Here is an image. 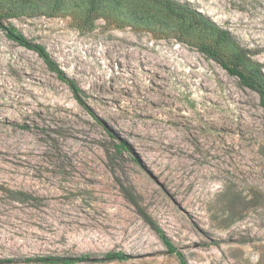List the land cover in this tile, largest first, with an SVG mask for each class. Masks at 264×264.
<instances>
[{"label":"rangeland","instance_id":"1","mask_svg":"<svg viewBox=\"0 0 264 264\" xmlns=\"http://www.w3.org/2000/svg\"><path fill=\"white\" fill-rule=\"evenodd\" d=\"M177 1L234 43L159 9L150 24L114 3L93 13L84 0H24L16 12L0 3L86 104L0 31V264L118 251L132 259L103 264H180L121 185L189 264H264V108L200 48L231 62L244 51L264 67V0Z\"/></svg>","mask_w":264,"mask_h":264},{"label":"trees","instance_id":"2","mask_svg":"<svg viewBox=\"0 0 264 264\" xmlns=\"http://www.w3.org/2000/svg\"><path fill=\"white\" fill-rule=\"evenodd\" d=\"M24 0H0V3L11 4L13 11L20 10V6H16ZM30 1V0H28ZM63 0H56V4H61ZM86 7H89L91 13L96 11H106L108 8L111 10L112 4L116 5V9L129 8L131 11L139 15V19L142 23L158 24L161 19H157L156 15H151L153 9H159L166 14L174 24H180L183 28L202 27L214 32L218 38V43L233 44L234 38L231 33L213 22L209 17L193 8L188 3H181L177 0H84ZM132 8H135L134 10ZM11 12V11H10ZM148 12V13H147ZM151 12V13H150ZM10 14H15L11 12ZM5 15L0 14V31L4 32L6 37L17 43L18 45L34 51L48 66L49 70L57 75L58 79L66 83L76 99L85 106L86 104L81 98L83 91L79 88L76 82L69 78L59 64L53 59L47 48L41 44H36L27 39L13 24H6L4 22ZM201 51L207 55L208 58L218 63L223 69L228 71L232 76L239 79L240 83L256 92L260 97L261 106L264 108V67L260 63H252L247 59V53L239 51L236 55L235 62H231L222 55L216 47H210L202 45ZM250 62V67L246 70L245 63ZM123 151H128V147L125 143H121L117 146V152L122 154ZM111 163H114L112 156L108 155ZM112 172L115 171L111 168ZM123 193L126 198L137 208L140 216L144 221L159 235L163 243L169 249L170 253L175 254L180 264H189L185 255L175 246L172 240L167 236L165 231L159 226V224L146 212L136 199L134 194L124 185H121ZM14 201L25 203L30 200L37 201L33 195H30L21 191H11ZM132 259V256L125 252H110L101 258H93L90 255L81 257H49L40 258L34 262H43L46 264H81V263H112V262H128Z\"/></svg>","mask_w":264,"mask_h":264}]
</instances>
